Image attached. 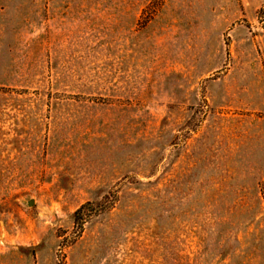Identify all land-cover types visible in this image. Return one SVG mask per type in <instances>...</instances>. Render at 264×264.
Returning <instances> with one entry per match:
<instances>
[{
    "label": "rangeland",
    "instance_id": "374dc122",
    "mask_svg": "<svg viewBox=\"0 0 264 264\" xmlns=\"http://www.w3.org/2000/svg\"><path fill=\"white\" fill-rule=\"evenodd\" d=\"M0 264H264V0H0Z\"/></svg>",
    "mask_w": 264,
    "mask_h": 264
},
{
    "label": "trees",
    "instance_id": "16d2710c",
    "mask_svg": "<svg viewBox=\"0 0 264 264\" xmlns=\"http://www.w3.org/2000/svg\"><path fill=\"white\" fill-rule=\"evenodd\" d=\"M108 197H107V201H108ZM114 201L109 202L107 204V210H111V208H113L114 205ZM95 211H98V209L96 208V205L94 204H87L83 207H81L78 211L75 212L74 214V221H75V225H77L79 228H83L84 223L87 221L86 219L88 217H90Z\"/></svg>",
    "mask_w": 264,
    "mask_h": 264
}]
</instances>
